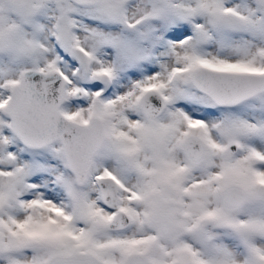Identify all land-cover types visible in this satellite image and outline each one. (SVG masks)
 Listing matches in <instances>:
<instances>
[{"label": "snow or ice", "instance_id": "snow-or-ice-1", "mask_svg": "<svg viewBox=\"0 0 264 264\" xmlns=\"http://www.w3.org/2000/svg\"><path fill=\"white\" fill-rule=\"evenodd\" d=\"M0 264H264V0H0Z\"/></svg>", "mask_w": 264, "mask_h": 264}]
</instances>
